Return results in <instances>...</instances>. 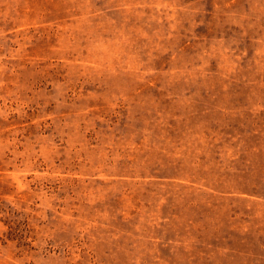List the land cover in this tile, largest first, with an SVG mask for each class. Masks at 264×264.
<instances>
[{"label": "rangeland", "instance_id": "rangeland-1", "mask_svg": "<svg viewBox=\"0 0 264 264\" xmlns=\"http://www.w3.org/2000/svg\"><path fill=\"white\" fill-rule=\"evenodd\" d=\"M0 264H264V0H0Z\"/></svg>", "mask_w": 264, "mask_h": 264}]
</instances>
